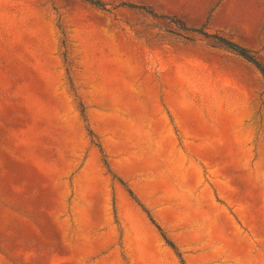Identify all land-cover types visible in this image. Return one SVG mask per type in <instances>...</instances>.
I'll return each mask as SVG.
<instances>
[{
	"label": "rangeland",
	"instance_id": "1",
	"mask_svg": "<svg viewBox=\"0 0 264 264\" xmlns=\"http://www.w3.org/2000/svg\"><path fill=\"white\" fill-rule=\"evenodd\" d=\"M96 1L0 0V264H264V0Z\"/></svg>",
	"mask_w": 264,
	"mask_h": 264
},
{
	"label": "trees",
	"instance_id": "2",
	"mask_svg": "<svg viewBox=\"0 0 264 264\" xmlns=\"http://www.w3.org/2000/svg\"><path fill=\"white\" fill-rule=\"evenodd\" d=\"M83 1L88 2L89 4H91L93 6H96V7L103 9V5L96 0H83ZM222 45L226 49H228L231 52H233L234 54H236L237 56L241 57L246 62L255 66L258 69V71L261 73L262 77L264 78V68L261 66V64L258 61H256V59L253 58V56H251L249 53H247L244 49L239 48L235 45H232L228 42L222 41ZM149 220L152 224H154L153 220L150 217H149ZM156 229H158V231H160V229L157 226H156ZM161 236L163 237L166 245H168L172 250L175 251L173 244L170 241H168L162 233H161Z\"/></svg>",
	"mask_w": 264,
	"mask_h": 264
}]
</instances>
